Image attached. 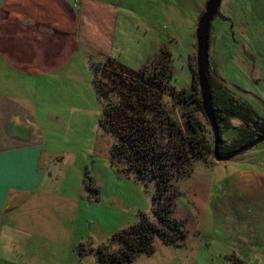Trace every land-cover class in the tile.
Masks as SVG:
<instances>
[{"label":"rangeland","instance_id":"374dc122","mask_svg":"<svg viewBox=\"0 0 264 264\" xmlns=\"http://www.w3.org/2000/svg\"><path fill=\"white\" fill-rule=\"evenodd\" d=\"M206 1L130 3L131 13L105 36L109 37L112 58L137 70L165 46L171 53L170 83L177 89H191L197 69L195 30ZM211 26V74L222 76L228 92L246 100L264 119V0H221ZM97 38V44L104 43ZM97 44L95 47H101ZM89 62L80 60L71 69L70 78L54 82L59 84L54 85L53 96L58 97L61 86L70 96L63 101L70 105H52L56 102L38 92L35 119L47 139V150L39 161L37 192L18 200V207L8 211L17 215L18 228L0 221L10 232L0 241V254L4 255L0 264H96L98 246L117 248L111 245L116 231L136 223L140 212L152 216L153 183L120 176L110 164L113 137L100 125L105 98L97 95ZM213 80L218 84V79ZM216 91L217 96L224 94L221 86ZM106 98L114 101L117 95L109 93ZM165 99L170 101L168 96ZM199 115L213 145L210 123L203 112ZM228 118L234 125L241 122ZM220 128L223 141L230 143L236 131L223 124ZM208 161L212 164L196 160L190 175L174 180L181 191L174 214L187 221L184 244L172 246L155 238L154 253L139 254L133 264H238L228 243L222 241L225 237L217 226L213 228L215 218L208 202L211 190L220 184H213L214 172L201 171L216 163L213 154ZM234 162L264 165V141L233 156L224 166ZM222 170L227 173L228 169ZM87 176L98 194L86 188ZM206 177L208 183L203 181Z\"/></svg>","mask_w":264,"mask_h":264},{"label":"crops","instance_id":"0c3cea01","mask_svg":"<svg viewBox=\"0 0 264 264\" xmlns=\"http://www.w3.org/2000/svg\"><path fill=\"white\" fill-rule=\"evenodd\" d=\"M133 2L0 0V221L9 222V227L18 228V217L8 211L38 190L39 161L47 150L35 119L38 92L56 102L52 105H70L63 101L70 96L61 86L58 97L53 96L59 84L54 82L70 78L80 60L87 64L113 56L105 36L127 18ZM97 37L104 43L97 44ZM228 162L201 169L214 172L213 184H220L211 190L208 202L213 228L225 237L222 241L238 264H264V165L224 166ZM8 233L0 225V241Z\"/></svg>","mask_w":264,"mask_h":264},{"label":"trees","instance_id":"16d2710c","mask_svg":"<svg viewBox=\"0 0 264 264\" xmlns=\"http://www.w3.org/2000/svg\"><path fill=\"white\" fill-rule=\"evenodd\" d=\"M89 66L95 74L97 95L105 98L100 125L113 137L111 166L120 176L132 175L137 181L154 185L152 216L140 212L136 223L116 231L111 245L117 248L108 249V244L96 248V264H133L139 254L154 253L155 238L172 246L184 244L187 221L174 214L181 195L174 180L190 175L196 160L212 164L208 157L213 154L214 143L199 115V111H204L196 71L191 89L172 85L171 53L165 46L151 62L137 70L110 56L98 62L92 60ZM98 73L101 77L96 78ZM209 78L220 126L223 124L237 133L230 143L223 141L220 145L221 152L231 151L263 131L264 119L250 103L228 92L222 76L216 73ZM213 78L218 79V84ZM218 86L224 91L222 96L216 94ZM109 93L117 95V100L107 99ZM228 117L238 118L241 124H232ZM85 184L98 194L89 176Z\"/></svg>","mask_w":264,"mask_h":264},{"label":"water","instance_id":"95a60500","mask_svg":"<svg viewBox=\"0 0 264 264\" xmlns=\"http://www.w3.org/2000/svg\"><path fill=\"white\" fill-rule=\"evenodd\" d=\"M221 0H207L203 13L199 16L195 37H196V73L197 81L201 93L202 108L210 123L213 132V157L216 161H227L233 156L251 148L257 143L264 141V130L259 132L255 137L247 143L227 152L220 151V145L223 143L220 124L217 120L213 107V94L210 83V59H209V36L211 23L217 12Z\"/></svg>","mask_w":264,"mask_h":264}]
</instances>
